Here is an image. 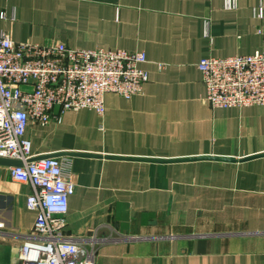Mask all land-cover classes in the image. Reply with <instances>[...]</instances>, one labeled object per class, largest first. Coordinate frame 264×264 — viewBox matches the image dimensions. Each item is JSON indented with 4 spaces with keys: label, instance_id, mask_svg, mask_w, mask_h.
<instances>
[{
    "label": "crops",
    "instance_id": "obj_1",
    "mask_svg": "<svg viewBox=\"0 0 264 264\" xmlns=\"http://www.w3.org/2000/svg\"><path fill=\"white\" fill-rule=\"evenodd\" d=\"M0 29L147 55L143 94L27 128L34 158L61 157L75 182L65 239L96 264H264V105L213 108L197 67L263 48L264 0H0ZM202 156L236 161L186 159ZM31 191L0 164V264L34 233Z\"/></svg>",
    "mask_w": 264,
    "mask_h": 264
},
{
    "label": "built area",
    "instance_id": "obj_2",
    "mask_svg": "<svg viewBox=\"0 0 264 264\" xmlns=\"http://www.w3.org/2000/svg\"><path fill=\"white\" fill-rule=\"evenodd\" d=\"M224 7L235 10L238 0H224ZM147 62L144 51L74 48L57 40L16 42L0 29V157L22 161L9 170L15 181L31 185L26 206L37 213L34 233L19 246L16 264H96L93 249L62 235L75 182L61 157L34 158L27 128L60 122L70 110L102 115L108 92L125 99L143 94ZM197 67L213 108L264 105V47L249 54L205 56Z\"/></svg>",
    "mask_w": 264,
    "mask_h": 264
},
{
    "label": "water",
    "instance_id": "obj_3",
    "mask_svg": "<svg viewBox=\"0 0 264 264\" xmlns=\"http://www.w3.org/2000/svg\"><path fill=\"white\" fill-rule=\"evenodd\" d=\"M59 111V106L55 107V112L57 113ZM56 155H60V154H56ZM78 155H82V156H93V154H88V153H79ZM55 156V155H52ZM110 157H116V156H110ZM202 158H211V159H216V160H223V161H236L235 158L232 157H216V156H202V157H195V158H186L188 160H197V159H202ZM156 161H168V160H156ZM171 161V160H170ZM0 164L2 165H6V166H20L22 165V161L21 160H17V159H9V158H3L0 157Z\"/></svg>",
    "mask_w": 264,
    "mask_h": 264
}]
</instances>
